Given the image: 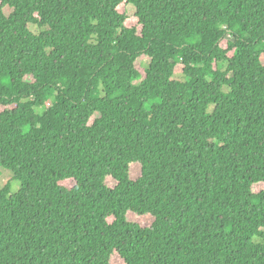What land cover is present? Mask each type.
<instances>
[{"label": "trees", "instance_id": "16d2710c", "mask_svg": "<svg viewBox=\"0 0 264 264\" xmlns=\"http://www.w3.org/2000/svg\"><path fill=\"white\" fill-rule=\"evenodd\" d=\"M0 166V264H264V0H0Z\"/></svg>", "mask_w": 264, "mask_h": 264}, {"label": "rangeland", "instance_id": "374dc122", "mask_svg": "<svg viewBox=\"0 0 264 264\" xmlns=\"http://www.w3.org/2000/svg\"><path fill=\"white\" fill-rule=\"evenodd\" d=\"M123 10V12L126 14L127 16V24L128 25H135L136 23V18L134 16V12H135V8L133 7V5L131 4H124L121 8ZM30 29L34 32L38 31L37 27L34 25H29ZM141 63L144 64L146 63V59L142 58L140 59ZM131 174L132 176L136 177L139 174V166L136 164L131 165ZM6 182H9V191L10 193H15L20 189V182L13 178V174L9 169H6L4 167L0 166V186H2L3 184H5ZM110 185H113L112 183L109 182ZM255 190L259 189V186H255L254 188ZM131 220H137L139 221V218L136 217H129ZM142 223L144 225H149L151 223V219L148 217H144L142 219ZM115 264H123L121 259L118 256H114L113 258Z\"/></svg>", "mask_w": 264, "mask_h": 264}]
</instances>
